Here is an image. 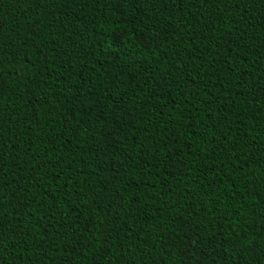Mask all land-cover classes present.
I'll return each instance as SVG.
<instances>
[{
	"label": "trees",
	"instance_id": "16d2710c",
	"mask_svg": "<svg viewBox=\"0 0 264 264\" xmlns=\"http://www.w3.org/2000/svg\"><path fill=\"white\" fill-rule=\"evenodd\" d=\"M0 264H264V0H0Z\"/></svg>",
	"mask_w": 264,
	"mask_h": 264
},
{
	"label": "snow or ice",
	"instance_id": "6c2138e0",
	"mask_svg": "<svg viewBox=\"0 0 264 264\" xmlns=\"http://www.w3.org/2000/svg\"><path fill=\"white\" fill-rule=\"evenodd\" d=\"M103 134V133H102ZM175 142V141H174ZM189 147H190V145H189ZM169 175H173V173H169Z\"/></svg>",
	"mask_w": 264,
	"mask_h": 264
}]
</instances>
